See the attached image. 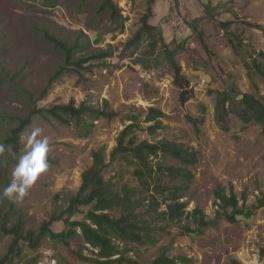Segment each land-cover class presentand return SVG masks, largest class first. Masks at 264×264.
<instances>
[{
  "label": "rangeland",
  "instance_id": "1",
  "mask_svg": "<svg viewBox=\"0 0 264 264\" xmlns=\"http://www.w3.org/2000/svg\"><path fill=\"white\" fill-rule=\"evenodd\" d=\"M146 1L114 0L122 19L113 21L106 10H100L101 0H0V117L24 118L32 108L55 105L78 107L85 103L99 108L104 100L118 114L110 121L87 119L92 123L90 132L73 123L34 116L21 134L16 157L27 150L33 129L39 127L41 135L35 139L48 140L49 169L22 202L0 199V221L6 213L9 221L22 216L25 229L37 230L65 208L67 197L80 186L82 172L92 164L91 153L99 149L106 154L104 179L116 189L121 185L137 187L132 167L121 160L109 163V154L119 133L130 123L129 113L152 107L164 113L163 126L153 136L139 131V140L154 143L166 139L197 153V163L188 168L192 180L182 199L187 206L180 221L170 222L161 215L164 205L155 210L146 200L141 213L149 224L151 242L119 247L129 249L127 256L141 264H149L163 250L169 257L187 259L184 264H232L234 260L264 264V207L256 209L251 218L239 216L234 223L220 219L215 227L204 228L199 234L183 232V227L195 228L189 214L196 208L206 219L215 218L214 190L218 186L226 194L232 190L243 211L264 193L262 126L243 125L231 114L229 131L221 130L214 117L216 94H209L211 90L256 93L254 83L264 102V76L253 66L256 53L264 51V34L247 25L264 28V0H155L150 24L169 49L185 41L183 52L175 56L191 91L183 104L171 64L159 54L157 64L150 62L144 55V41L135 48L128 45L140 28ZM196 18L202 21L194 33L187 23ZM227 22L230 25L224 29L222 24ZM43 32L67 46H77L74 62L106 50L112 56L60 71L64 56L43 38ZM188 119H198L196 126ZM14 126L0 123V144L11 150L5 140ZM15 163L8 152L0 156V190L11 182ZM167 163L179 166L172 160ZM51 229L61 231L63 224L55 222ZM10 241L9 236H0V257ZM48 249L52 257L47 255ZM92 251L77 238L68 247L50 239L35 251L24 246L25 257L36 259L37 264H49L51 259L56 264H91L76 253L94 258Z\"/></svg>",
  "mask_w": 264,
  "mask_h": 264
},
{
  "label": "trees",
  "instance_id": "2",
  "mask_svg": "<svg viewBox=\"0 0 264 264\" xmlns=\"http://www.w3.org/2000/svg\"><path fill=\"white\" fill-rule=\"evenodd\" d=\"M154 4L155 0L146 1L145 13L140 18V28L128 41V45L135 48L144 41L147 47V53L144 55L150 62L157 64L159 54L171 64L174 84L180 89L179 100L183 104L188 100L191 91H188L189 83L182 78L181 67L175 56L183 52L185 41L178 42L173 49L167 47L161 34L150 24ZM100 10H106L113 21L122 19L114 0H101ZM206 12L208 16L211 15V8L208 7ZM201 21L202 18L194 19L187 23L188 28L194 33L198 32ZM229 25L227 22L222 24V27L226 29ZM247 25L264 34V28L260 25ZM43 38L63 54L64 66L60 71L66 70L67 66L80 68L87 63L103 62L112 56V52L106 50L74 62L72 57L79 49L77 46H67L64 41L47 32H43ZM159 49L161 50L158 51ZM256 55L258 59L253 60V66L264 76V51H259ZM246 68L249 77L251 68L248 65ZM252 87L256 93L209 91L210 95L216 94L214 117L221 130L229 131L230 115L233 114L243 125H260L264 132V102L257 95V86L253 83ZM34 116L55 119L66 125L73 123L86 127L87 132H90L92 123L89 124L87 119L102 118L110 121L118 114L110 109L109 103L104 100L99 108L85 103L78 107L73 104L55 105L47 109L32 108L24 118L0 117V123H15L5 140V145L11 146L14 152L18 151L21 134L31 124ZM163 116L164 113L160 109L152 107L129 113L127 120L130 123L119 133L116 145L109 154V163L121 160L132 167V177L136 179L137 187L121 185L116 189L111 182L106 181L103 177L107 167L105 151H93L92 164L82 172L78 190L67 197L66 206L62 211L43 222L37 230L25 229L22 216L17 217L15 221H9L7 213L2 216L0 236H9L11 241L6 253L0 257V264H37L36 259L25 257L24 246L35 251L42 241L50 239L56 244L68 247L76 238L93 250L94 258L76 253L83 261L91 264H141L128 257L129 249H121L120 244L128 246L151 242L149 224L141 213L146 200H149L148 206L154 207L155 210L159 205H164L161 215L170 222H178L184 217L187 204L182 199L192 180L188 168L197 163V153L183 144L166 139L154 143L139 140V131H145L150 136L155 135L163 126ZM188 121L196 126L198 119ZM168 160L175 161L179 166L168 165ZM214 198L218 207L215 218L208 220L200 209H194L189 217L195 228L183 227L185 234H199L204 228L215 227L220 219L234 223L239 216L251 218L256 209L264 207V193L246 211L238 207V200L232 190L226 194L224 189L218 186L214 190ZM76 216H81L82 219H75ZM8 222L10 226H7ZM55 222L63 224L61 231L54 232L51 229ZM186 261L187 259L181 257H169L163 250L149 264H184ZM232 264L240 263L234 260Z\"/></svg>",
  "mask_w": 264,
  "mask_h": 264
},
{
  "label": "clouds",
  "instance_id": "3",
  "mask_svg": "<svg viewBox=\"0 0 264 264\" xmlns=\"http://www.w3.org/2000/svg\"><path fill=\"white\" fill-rule=\"evenodd\" d=\"M41 131L39 127L33 129L30 136L32 143L18 158L14 151L0 144V156L8 152L16 160L11 182L0 190V199L6 198L17 203L22 202L40 176L48 171V140L46 137L40 140L35 139L41 135ZM47 255L49 257L53 256L51 249L47 250ZM49 264H56V261L51 259Z\"/></svg>",
  "mask_w": 264,
  "mask_h": 264
},
{
  "label": "built area",
  "instance_id": "4",
  "mask_svg": "<svg viewBox=\"0 0 264 264\" xmlns=\"http://www.w3.org/2000/svg\"><path fill=\"white\" fill-rule=\"evenodd\" d=\"M205 81L203 80L202 83H204Z\"/></svg>",
  "mask_w": 264,
  "mask_h": 264
}]
</instances>
